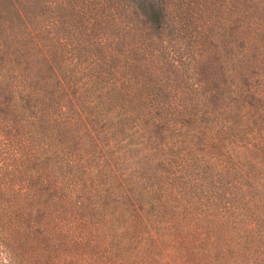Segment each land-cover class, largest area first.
Masks as SVG:
<instances>
[{"label":"trees","instance_id":"16d2710c","mask_svg":"<svg viewBox=\"0 0 264 264\" xmlns=\"http://www.w3.org/2000/svg\"><path fill=\"white\" fill-rule=\"evenodd\" d=\"M0 241L264 264V0H0Z\"/></svg>","mask_w":264,"mask_h":264},{"label":"rangeland","instance_id":"374dc122","mask_svg":"<svg viewBox=\"0 0 264 264\" xmlns=\"http://www.w3.org/2000/svg\"><path fill=\"white\" fill-rule=\"evenodd\" d=\"M0 264H13L9 257V243L0 241Z\"/></svg>","mask_w":264,"mask_h":264}]
</instances>
